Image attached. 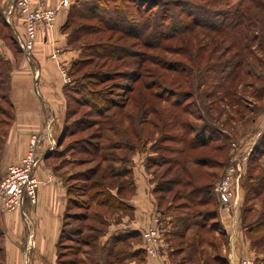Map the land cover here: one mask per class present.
<instances>
[{"label": "rangeland", "instance_id": "1", "mask_svg": "<svg viewBox=\"0 0 264 264\" xmlns=\"http://www.w3.org/2000/svg\"><path fill=\"white\" fill-rule=\"evenodd\" d=\"M140 2L74 0L69 6L76 10L68 17L70 26L67 32L74 26L78 27V24L90 25L98 32L89 38L91 42L103 43L105 46L101 50L109 45L124 46L135 55L134 58L140 60L138 66L136 59L131 65L108 57L94 59L98 63L97 69L106 74L101 79L104 81L93 82L95 78H91L92 81L84 79L78 83H90L88 86L101 96H104L102 92L105 90L107 95L104 97H108L110 102L99 106L98 115H94L96 113L90 109L88 94L80 92V87L74 91L79 99H68L69 107L76 112L68 122L79 116L88 121L83 124L84 127L76 126V132L61 142L63 145L51 162L60 167L59 174L68 179L66 184L70 186L72 196L78 200L79 206H83L70 207L69 212L90 214V218L82 223L79 237L91 240L97 234H103L114 211L98 206L97 201L87 197V192L81 193L80 190H84L82 185L86 183L76 179L84 174L78 173L90 167H97L101 171L114 167L115 163L122 164L120 158L130 155L128 144H136V149L142 146V150L150 154L148 171L155 184L170 177L178 180L170 191L161 193L160 208L165 214L159 215L161 237L168 248L176 253L175 262L190 260L188 264H221L213 258L216 254L225 256L222 247L227 237L218 232L220 225L213 226L214 231L202 229L199 236H195L198 228L194 222L210 223L209 216L205 219L199 216L212 209L211 203H199L207 192L196 191L188 199L179 197H185L184 194L192 187L205 181H212L214 186L231 165L240 167L239 172L236 171L239 177L234 209L243 237L252 250V254H248L251 256L245 257L260 260L264 256V242L256 250L246 228L264 211V9L252 6L251 13L245 15L243 23L237 24L240 0H147L143 5ZM80 13L86 15L79 16ZM139 19L145 24H154L152 27L145 25L141 31L142 42L136 36L116 30L117 26L125 24L129 32L137 33L134 25ZM12 21L20 24L15 17ZM11 35L12 30H9L7 21L0 13V37L11 43ZM83 36L74 40L72 45L80 46L86 53L98 51L99 48L94 45H87ZM81 72H73V76H79ZM6 79V66L0 60V119L9 116L8 103L3 94ZM73 86L76 87L75 84ZM130 88L132 91H128ZM143 95L149 107L138 109L136 101ZM128 96L131 100L122 112L129 111L134 117L132 121H124L122 127L133 122L135 129H142L141 137L137 142L138 137L128 130L127 134L117 139L118 142L122 141L114 147L108 143L110 139L113 143L116 138L111 137L109 125L112 121L106 116L113 111L115 103L125 102ZM134 101L135 110L132 107ZM163 111L173 113L161 118L160 112ZM137 117L143 121L139 125ZM170 119L174 123H170ZM100 122H103L101 128L97 129ZM2 131L3 125H0V134ZM195 133H203L207 139L205 145H200L199 140L193 141ZM168 138H173V141ZM172 147L184 148L183 154L178 155L181 169L179 164L167 169V162L175 155L166 150ZM112 157L114 161H111ZM163 172L165 174L161 175ZM95 179L105 185L113 180ZM234 187L233 182L231 188ZM91 190L93 194L96 189ZM126 193L127 190L122 194ZM173 196L178 198L174 201ZM215 196L213 198L217 201ZM215 210L219 217L221 209L218 204ZM178 214L184 216V220L177 221L181 230L184 223H192L185 237L177 233L170 235L174 230L170 218ZM77 224L76 218L65 219V234L71 235ZM79 237L62 239L59 251L64 252L63 258L87 261L83 252L91 248L83 243L78 245L75 240ZM211 241L216 245L214 248L210 247ZM117 264H122L121 260Z\"/></svg>", "mask_w": 264, "mask_h": 264}, {"label": "crops", "instance_id": "2", "mask_svg": "<svg viewBox=\"0 0 264 264\" xmlns=\"http://www.w3.org/2000/svg\"><path fill=\"white\" fill-rule=\"evenodd\" d=\"M59 1L47 0V3L56 6ZM10 2L0 0V13L4 18ZM68 11L69 8H62L54 27L47 32H38L30 60L15 46L14 39L10 43L0 37V60L8 66L3 94L9 112L6 119H0V125H3L0 134V177L8 165L20 161L29 148L32 136H35L39 163L34 174L40 181L37 201L26 204V216L19 211H6L0 204L1 264H59V237L65 226L69 200L68 179L59 174L60 167L51 160L60 150L61 142L69 136H64L65 124L71 117L67 118L70 93L67 87L71 84L69 71L80 58V48L69 42L65 29ZM8 28L12 30L11 38L14 37L13 30L21 31L18 22L8 23ZM61 68L66 70L70 79L68 82H65ZM149 155L146 151L136 150L128 157L127 173L120 177L127 182L122 189V193L127 190L122 201L128 207L110 214L115 218L108 220L99 242L105 244L113 237H121L122 243L108 246V249L113 248V253L107 257L119 259L122 264L191 263L190 260L175 262L176 253L168 248L161 236L159 254L148 255L142 249L141 231L159 214L155 182L148 171ZM114 165L119 166L118 163ZM235 209L232 215L221 209L218 217L220 228L227 237L222 247L226 264H238L240 258L252 254L237 222Z\"/></svg>", "mask_w": 264, "mask_h": 264}, {"label": "trees", "instance_id": "3", "mask_svg": "<svg viewBox=\"0 0 264 264\" xmlns=\"http://www.w3.org/2000/svg\"><path fill=\"white\" fill-rule=\"evenodd\" d=\"M139 2H140V0H139ZM145 2H147V0H141L140 3H141V5H143ZM240 3H241L240 6L242 8L241 7L237 8L238 17H239L238 18L239 21L237 22V24L243 23L242 21L244 20L245 15L247 14V16H248V14L251 13V10L253 9L252 6L259 8V9H264V0H240ZM180 6H181V8H183L182 5H180ZM73 10H76V9L69 7L68 17ZM260 11H262V10H260ZM84 15H86V13H80L79 14V16H83V17H84ZM68 17H67V20L65 23V29H67L70 26V22H69ZM232 17L234 18V16H232ZM192 23L195 25H198L197 23H195L193 21H192ZM145 25H147V27L154 26V24L152 25L151 23L145 24V22L143 20L139 19L135 22V25H134V26H136L137 33L136 32H129L128 28L126 27L125 24L119 25V26H117V28L116 27L115 28H116V30H118L122 33H127L128 36H136L138 39H140L142 36L141 31L144 29ZM77 26L78 27L74 26L70 32H67L68 40L70 43L73 44L74 40H78L82 37V35H84L83 40L87 45L92 44L97 49L98 48L102 49V47L105 46V45H103V43H98L97 41L91 42V39L89 38V36L91 34L98 32L97 28H94L90 25H81V24H78ZM183 29H186V27L184 26ZM76 33H79L80 35L78 34L79 35L78 36ZM12 39H14V38H12ZM93 39H96V37ZM12 41L14 44H16L15 40H12ZM140 41L142 42L141 39H140ZM82 45H85V44H82ZM78 48H80V58L73 63V65L71 66L70 71H69L70 77H73V78H71V84L69 83L70 86L67 87V89H69V91H70V93L68 94V98L71 100L72 99L78 100L79 96L75 95L74 91L76 92V89L78 87H80L79 88L80 92H86L88 94V98H89V100H88L89 104L88 105H89L90 109L92 111H94V113H96L94 115H98L99 114V112H98L99 106H101L102 103H104V102L105 103L107 101H108V103L110 102L108 97H104L105 95H107L104 92L105 90L103 92H102V90L100 91L104 95V96H101L102 94H100L97 91L92 90L88 86V85H90V83L89 84H88V82H86V83L80 82V84L78 83L79 80L82 81L84 79H88V80L92 81L91 78L92 79L95 78L93 80V82L104 81L101 79H104L103 77L106 74L103 71L97 69L98 63H97V61H94V59L97 58V60H98L101 57H104V58L108 57L111 59L120 60V61H122V63H125V65H127L126 62L128 63V65L135 63L134 59H136L137 63L140 60L137 58H134L135 55L131 51L129 52L126 47L120 46V45H117V46L116 45L115 46L109 45L108 47H105L104 50L98 49V51L96 50V52H94V50H91L88 53H86V51L83 50V48H81L80 46H78ZM137 65L139 66V63ZM5 66H6V70H7L8 69L7 64H5ZM85 67H89V69H84ZM81 70L83 72H81V74L79 76H73V72H79ZM74 84L76 86L75 88H73ZM128 91H132V88H130ZM130 98L131 97L128 96V99L125 102L115 103L113 106V111L111 113L107 114V116H106V118L108 117L109 121H110V118L112 121V123L109 125V128L111 130V135H112L111 137H113L114 139L116 138V140L113 142L114 144L112 143V141H110L111 140L110 138H109L110 140H108V143L114 145V147H115V145H118V143H120L122 141V140H120V142H118L119 140H117V139L122 138V136L124 134H127L128 130H130L134 136L138 137V138H136L137 142L141 137L140 132L142 133V129L139 131L137 129H135L133 122L132 123H126V125L122 127V124L124 121H129V120L132 121L133 120L132 117H134V114L131 115V112H129V111L122 112V110H124L126 108V106L128 105V101L131 100ZM139 98H141V99H138L136 101V105H138V107H136V108L140 109V108L146 107V109H147V107H149V106H148V102H144L145 101L144 95L142 97L139 96ZM96 103L98 104V106L96 105ZM110 106H111V104H110ZM110 106H109V108H110ZM132 107H134V110H135V101L133 102ZM73 111H74L73 108L71 110V108L69 107L67 118L70 116H73L76 113L75 111L74 112ZM172 113H173V111H163V112H160V115H161V118H164L166 116H171ZM137 118H138L137 123L139 125L143 121H142V118H140L141 121H139V117H137ZM87 121L88 120H84V118L79 116L77 118L72 119L70 122H67V124H65L64 136L72 135L73 133L76 132L75 131V129L77 128L76 126H83V124ZM169 121H170V123H174L173 119H170ZM102 123L103 122L99 123V125L97 126V129L101 128L100 125ZM81 128H79V129H81ZM178 139L181 140L180 137ZM192 139H193V141L199 140L200 145H205L207 142V139H206V137L203 136V133H195ZM167 140L173 141V138H168ZM128 145H129V147L127 149L130 151V154L132 152H135L136 150H142V146L140 149H138V148L136 149V144H128ZM192 146L193 145H191V147ZM114 147H112V148H114ZM143 147H144V145H143ZM194 147H196V146L194 145ZM166 151H169L170 153H173L175 155L173 158H170L169 161L167 162L169 165V166H167L168 167L167 169L168 170L172 169L171 166H173L174 164L180 165V157H178V155L180 156V154H183L184 148L183 147H180V148H178V147L173 148L172 147L170 149H167ZM129 156L130 155H127V156L120 158V160L123 162L122 164L121 163L119 164V166L122 165L120 168H117L114 165V167L113 166L108 167V168L102 169L100 171L99 168H97V167H90L87 170L79 172L78 174H81V173H84V174H82L81 176H78V178H76V179H79L83 183H86L85 185H82L84 190H80L81 193L85 194L87 192L88 193L87 197L91 201H97L98 206L104 207L105 209L110 210V212L119 211V210H126L128 206L126 205L125 202L122 201V198H123L122 189L127 182H126V180L125 181L120 180V177H121V175H125L124 173H127L125 166L127 165L126 163L128 161ZM111 159H113V157ZM147 160L149 162V158ZM111 161H114V159ZM148 162H147V165L149 166ZM179 167L181 169V165ZM108 171H110V172H108ZM107 173H109V174H107ZM164 174H165V172H163L161 175H164ZM95 177L98 179L102 178L101 179L102 181L103 180L105 181L106 178H110L113 180L105 185L103 182L95 179ZM177 181L178 180H176L175 178L170 177V178L163 180V182H159V183H156L154 185V192H155L156 196H157V194L160 193V196H157L158 208H159V214L157 215L158 219H159L160 214L161 215L165 214L163 212V210L160 208V206H161L160 200L163 197V196H161L162 195L161 193L170 191L171 187H173V185L175 183H177ZM113 186H115V188ZM93 188L96 190H94L95 192L92 194L91 189H93ZM112 189H115V193L112 192ZM67 190H68L69 200H68V204H67V207H68L67 212L65 213V219L76 218L78 221V224H77L78 226H76L72 230L71 235L69 233L65 234V232H64L65 226H64L63 230L61 231L60 237H59V243H60L59 248L62 245L61 241L64 237H67V239H71L72 236L73 237H75V236L79 237L82 233L80 228H82V223L84 222V219L90 218V214H87V216H86V214H84L83 212L82 213H80V212H77V213L71 212L70 213L69 212L70 207H83V206H79L78 200L72 196V192H70V190H71L70 186H67ZM196 191H201V192L206 191L207 192V195L203 196L200 199V202H199L200 205L207 204V203L212 204L211 210L207 209L205 212H203L202 214L199 215V216H202V219H205L206 216H209L210 223L206 224L204 222L203 223H195L194 222V225L198 228L197 232L195 233V236L197 237L201 233L200 230L204 229L206 231H214L215 227H213V226L220 225V224L218 221V214L215 210L216 205L217 204L219 205V203L217 202L218 199H217V201H215V198H213L215 193L213 191L212 181L211 182L205 181V182L200 183L199 186H197V187H192L188 191L187 194H184L185 197L180 196L179 198L180 199H182V198L188 199L191 196H193ZM73 193H75V192H73ZM215 197H217V196H215ZM172 198L175 201V198H178V197L173 196ZM186 203H189V202H186ZM179 215L180 214L175 215L174 218L173 217L170 218V223L174 228V230L172 232L173 234H170V235L172 236V235L177 233L179 236L185 237V235H186L185 233L190 228V225H192V223H184L183 225H181L183 227L182 230H184L182 232L177 221L179 219L184 220V218H183L184 216H179ZM92 217H93V215H91V218ZM95 219H97L96 221L99 222V218H97V216L95 217ZM160 221L161 220L159 219V223H160ZM101 222H103V224L105 223L103 219H101ZM64 225H65V222H64ZM250 225H251L250 227L246 228V231H247L249 238H251V242H252L253 247L257 250L259 247H261L260 243L264 242V211L261 212L260 215L256 216V218H254V220L252 221V223ZM217 230L221 234V236L224 235V232L222 231V229L220 227ZM160 232H161V230H160ZM99 236L100 235L97 234L91 240H88V239L86 240L84 236H83V238L79 237L75 240V242L78 243V245H79V243H83L84 245L89 246V249L91 248L90 250L83 252L87 256V259H86L87 261H84L81 259L73 260L71 258H63L65 255V254H63L64 252L58 250L59 264H87L86 262H88V264H116V263H118L119 259H117V260L116 259L112 260V258L108 259L107 256H110L113 253V248L110 247L108 249V246H116L118 243H122L121 242L122 239H120L121 237H118V236L113 237V238L107 240L105 242V244H101L100 242H97V239L99 240ZM121 245H123V244H121ZM210 246L212 248H214L216 245L214 244L213 241H211ZM115 254L116 253H114L113 255H115ZM213 258H214V260H216L218 262L220 261L221 264H226L225 263L226 258L224 256H222L221 254H216V256H214ZM254 260H255V264H264L263 263L264 256L262 258H260V260H258L257 257ZM0 264H1V262H0Z\"/></svg>", "mask_w": 264, "mask_h": 264}, {"label": "built area", "instance_id": "4", "mask_svg": "<svg viewBox=\"0 0 264 264\" xmlns=\"http://www.w3.org/2000/svg\"><path fill=\"white\" fill-rule=\"evenodd\" d=\"M74 0H60L56 6L47 3V0H11L5 16L7 23L11 24L15 17L23 31L15 30L14 40L27 60H30L35 46L38 32L51 30L56 22L57 15L62 8H69ZM65 82L70 79L65 69L61 68ZM29 148L19 162L6 167L0 177V204L6 211H19L26 216L27 203L35 204L40 181L34 174L39 163L35 151L36 138L32 136ZM239 165H231L226 169L221 179L213 186L219 206L227 213H232L238 195ZM236 175V176H235ZM235 187L231 188V184ZM159 219L155 215L150 224L141 231L142 249L148 255L160 253ZM238 264H255L252 257H242Z\"/></svg>", "mask_w": 264, "mask_h": 264}]
</instances>
